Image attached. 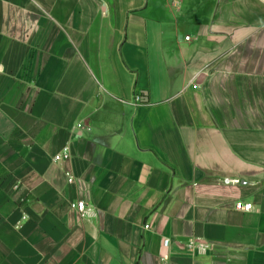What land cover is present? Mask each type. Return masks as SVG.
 <instances>
[{
  "label": "crops",
  "instance_id": "1",
  "mask_svg": "<svg viewBox=\"0 0 264 264\" xmlns=\"http://www.w3.org/2000/svg\"><path fill=\"white\" fill-rule=\"evenodd\" d=\"M0 264H264V0H0Z\"/></svg>",
  "mask_w": 264,
  "mask_h": 264
},
{
  "label": "built area",
  "instance_id": "2",
  "mask_svg": "<svg viewBox=\"0 0 264 264\" xmlns=\"http://www.w3.org/2000/svg\"><path fill=\"white\" fill-rule=\"evenodd\" d=\"M184 40L188 41L189 37L185 36ZM138 99V98H137ZM79 127V125H78ZM63 159H67L68 158V153H64L61 156ZM60 158V156H55L54 159L58 160ZM68 180L71 182L72 178L69 176L68 174ZM222 183L224 184H238L239 180L237 179H229V178H225L222 180ZM235 209L241 212H248L252 209V204L251 203H242V202H237L235 204ZM74 208L79 212V213H84L87 211V207L85 205V203L83 201H78L74 204ZM165 245H167V242H165ZM194 244L193 242L189 243V246L192 247ZM200 248H205V246H203V244L199 245Z\"/></svg>",
  "mask_w": 264,
  "mask_h": 264
}]
</instances>
